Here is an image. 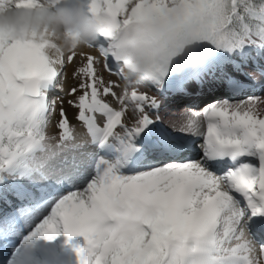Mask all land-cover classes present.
Returning a JSON list of instances; mask_svg holds the SVG:
<instances>
[{
	"label": "snow or ice",
	"instance_id": "obj_1",
	"mask_svg": "<svg viewBox=\"0 0 264 264\" xmlns=\"http://www.w3.org/2000/svg\"><path fill=\"white\" fill-rule=\"evenodd\" d=\"M84 4L99 55L0 35V245L43 215L24 242L82 237L79 264H264V96L236 98L264 89V0ZM217 82L165 124L161 97Z\"/></svg>",
	"mask_w": 264,
	"mask_h": 264
},
{
	"label": "clouds",
	"instance_id": "obj_2",
	"mask_svg": "<svg viewBox=\"0 0 264 264\" xmlns=\"http://www.w3.org/2000/svg\"><path fill=\"white\" fill-rule=\"evenodd\" d=\"M99 20L90 15L84 0H41L35 7L17 8L11 0L0 3V35L12 40L36 38L66 52L90 48L102 32Z\"/></svg>",
	"mask_w": 264,
	"mask_h": 264
},
{
	"label": "rangeland",
	"instance_id": "obj_3",
	"mask_svg": "<svg viewBox=\"0 0 264 264\" xmlns=\"http://www.w3.org/2000/svg\"><path fill=\"white\" fill-rule=\"evenodd\" d=\"M95 51H93V50ZM97 47H93V48H87V47H83L81 50L90 54H95V55H99L98 51H97ZM99 50V49H98ZM98 52V53H97ZM82 63V61L80 60L79 57H77V63L76 64H71L67 66L66 72H67V77L65 80V90L67 91V89L72 86L75 85L77 83L76 80L73 79L72 77V73L74 68L77 66V64ZM113 67H116L115 64H113ZM247 71L253 72L254 75H257V77L259 79H261L262 81H264V78H260L259 74L256 73L253 68L251 67V65H249V67L246 69ZM105 78L107 79V74H105ZM112 79H116V77H111ZM239 79H241V81H244V78L242 76L239 77ZM189 89V94L188 95H178V96H170L168 98H163L161 97V99H164V103L162 105V108L160 110L161 115L164 116L165 118V124L170 123V118L175 117L176 115H178L184 107H191V108H195L196 110H200L205 103H210L213 102L214 99L216 98H229L231 96V93H229L226 88L222 85H220L218 82L215 83L213 86H205L204 88H200L199 86L195 85V84H189L188 86ZM141 91H146L149 92L150 95H156L159 97V93L156 92L155 89H150L147 86H142L141 87ZM51 96H58L60 95L59 93H51ZM249 95H258V96H264V89H260L258 88L256 91L251 92V91H245L239 94V96H237L236 98L238 99H242L245 98ZM64 99L67 100L69 99L68 96H64ZM177 106V109H174V106ZM59 102L57 104V114L55 116L52 117V121H51V125L49 128V132L50 134H57L56 130H55V124L56 121L58 120V111H59ZM64 107L67 110V115L68 118L70 120V122H72L74 125L77 123L74 120V115L76 110L74 108L69 107L67 104L64 105ZM195 139V143L199 144L202 141L198 138H194ZM193 155H195V153H193ZM11 209L6 207V208H1L0 211H10ZM33 231V228L31 230H29L26 234L25 237H27L28 235H30V233ZM61 235L58 236L55 240L52 241V243L50 244V247L48 249V253H56L58 251V248L61 244ZM33 242L34 240L32 239L31 241L26 243L27 246V250L30 248H32L33 246ZM8 244V243H5ZM17 249H19L20 247L22 248V244H18L16 245ZM20 248V249H21ZM23 251H21L22 253ZM36 254L33 255L30 260L27 262L28 264H37L39 262L42 261V264H49V254L47 252H40L37 251L35 252ZM46 253V254H45ZM19 260V258H18ZM23 260H26L25 257V253L23 254ZM10 261H17V259L14 257L13 253L8 254L7 257L3 258L2 260H0V264H9ZM79 259H77V263H78Z\"/></svg>",
	"mask_w": 264,
	"mask_h": 264
},
{
	"label": "bare ground",
	"instance_id": "obj_4",
	"mask_svg": "<svg viewBox=\"0 0 264 264\" xmlns=\"http://www.w3.org/2000/svg\"><path fill=\"white\" fill-rule=\"evenodd\" d=\"M97 51L99 52L98 49ZM92 55H95V54H92ZM52 97H55V96H52ZM173 108L177 109V106L175 105ZM184 108H187V107H184ZM6 207L7 206H0V209L6 208ZM49 211H50V208H49ZM44 215H47V212H45ZM43 218H44L43 215L37 216V217H31V216L23 217L21 225L14 231V233L7 239L6 242L0 245V260L7 257L8 254L13 253L17 261H11L12 264H28L27 262L30 260V258L36 254L35 252L42 251V252L48 253V249L53 240L52 241L45 240L43 247L41 249H37L36 241L39 236L33 237V240H34L33 246L31 249L29 248L28 250H27L26 243L24 242L27 232L31 230L32 228L34 230L35 226L39 224ZM61 236H62L61 244L58 248V251L56 253H51V254L48 253L49 254V259H48L49 264H79V261L77 263V259H79V257L76 254L75 248L77 246L84 245L85 242L83 238L76 237V238H72L71 240H69L66 236L64 235H61ZM5 243H8V244H5ZM18 244H22V248L20 247L21 249L20 248L17 249L16 245ZM21 251L23 252L21 253ZM24 253L26 257L25 261L23 260ZM41 263L42 261L37 264H41Z\"/></svg>",
	"mask_w": 264,
	"mask_h": 264
}]
</instances>
